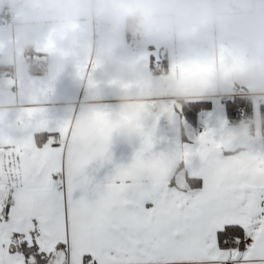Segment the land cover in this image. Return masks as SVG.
<instances>
[{"label":"snow or ice","instance_id":"1","mask_svg":"<svg viewBox=\"0 0 264 264\" xmlns=\"http://www.w3.org/2000/svg\"><path fill=\"white\" fill-rule=\"evenodd\" d=\"M52 91L49 85L40 95ZM165 111L171 116L173 107ZM92 118L101 139L78 155L67 146L69 122L53 127L45 110L25 112L19 140L0 133V264H37L9 251L13 234H23L32 247L37 230L35 243L56 257L54 264H264V152L224 156L225 145L208 129L196 148L157 154L155 125L150 130L122 118L138 132L141 146L131 163L116 166L108 183L93 186L87 170L96 161H111L119 125L105 110L93 109ZM209 153L218 157L214 167L207 166ZM179 163L188 178L202 179L201 189L189 188ZM77 191L93 198L76 199Z\"/></svg>","mask_w":264,"mask_h":264},{"label":"clouds","instance_id":"2","mask_svg":"<svg viewBox=\"0 0 264 264\" xmlns=\"http://www.w3.org/2000/svg\"><path fill=\"white\" fill-rule=\"evenodd\" d=\"M0 17V117L6 129L4 114L16 117L33 93L24 82L38 76L53 84L89 59L102 70L97 83L110 77L119 84L144 85L131 97L119 96L122 105L165 96L177 102L199 100L226 94L233 84L250 87L255 97L264 98V0H0ZM186 41L202 48H188ZM221 44L239 63L218 70L206 85L194 82L185 88L170 73L154 76L134 52L155 45L174 57L207 61ZM51 47L56 51H47ZM8 78L15 81L16 92ZM79 86L85 87L82 82ZM65 107L70 112L73 106ZM159 112L157 104L151 113L140 115L147 119ZM10 130L16 131L14 126ZM136 138L130 132L126 142L132 145ZM216 159L208 155L211 163Z\"/></svg>","mask_w":264,"mask_h":264},{"label":"crops","instance_id":"3","mask_svg":"<svg viewBox=\"0 0 264 264\" xmlns=\"http://www.w3.org/2000/svg\"><path fill=\"white\" fill-rule=\"evenodd\" d=\"M52 35L60 36V34L56 32H53ZM212 35L215 36L216 34L213 33ZM184 44H186L188 48H202V46L198 45L195 41H186ZM47 51L55 52L56 50L54 47H51L47 49ZM156 51L160 52L157 56L155 55ZM134 52L139 62L143 64L144 67L154 76H163L170 73L172 79L177 81V86L180 88H185L194 82L206 85L218 70L224 69L225 66L230 63H239L234 58L230 57L229 50L225 44L219 45L217 53L207 61L195 58H184L183 54H180L178 57H174L173 53L169 49L155 45L134 48ZM0 55H4L2 48H0ZM201 55H203V52H201ZM157 60H160V63H162V69L158 71L154 69V62ZM82 66H86V71L83 75H80L78 73V69ZM174 66L177 67V71L175 73L172 71ZM181 69H183V71ZM100 75H102V70L98 66L92 64L89 59L88 61L79 63L77 67L69 69L57 82L53 84L43 83L38 76L24 82L27 87L33 90V93L24 101L23 106L16 117H13L10 112L4 114L9 120L8 129L4 126L3 117H0V133L6 137L11 136L19 140L24 135L23 117L25 112L32 109L45 110L46 116L50 120L53 127H55L57 123L69 122L70 127L67 133V146L73 154L78 155L94 147L101 139L100 125L92 118L93 109H101L110 112L112 120L119 125L113 133L110 145L111 161H96L89 166L87 175L93 186L108 183L116 166H126L131 163L135 152L141 146L142 138L139 136L138 132L134 128L126 126L123 123L122 118L140 121L150 130L153 128V125H155L153 132L155 139L154 152L157 154L164 153L172 155L178 149H182L185 145L192 148L198 147V142H191L185 138V130L184 126H182L184 119L181 113V106L187 105L191 102L210 104L211 107L209 110L198 112L196 116L195 132L198 136L199 128L203 129V133L208 129L215 130L217 133V139L223 143L227 149L223 153L224 156H244L251 152H264V138L262 136L263 134L260 123L261 113L259 110L260 106L264 104V98L255 97L253 95L255 90L250 87L233 84L231 85L229 92L226 94L210 97L206 96L205 98L188 102H177L172 97L165 96L159 97L153 102H139L122 105L119 96L131 97L133 93L141 90L144 85L142 83L133 82L119 84L110 77L105 78V80L100 83H97L96 77ZM81 82L85 85V87L79 86ZM49 85L53 86V91L44 98L40 95L41 89ZM8 86L11 88L12 92H16L15 81L11 78H8ZM23 86L24 85H21V87ZM240 96L251 98L253 110L255 109V103H259L258 122L255 123L254 110L253 119L252 122H250L253 124V129H251V126L248 125V130H246L244 134L241 132L238 134L236 133L239 126L234 127L232 130L230 129V124H228L229 119L226 112V100ZM15 103L16 101L14 100L13 104ZM69 103L73 106L70 112H68L65 107ZM83 104L88 105L86 110L81 108V105ZM157 104L160 105V112L158 114L150 115L147 119H143L141 117V111L151 113L153 109L157 107ZM166 107H173V114L171 116H169V114L165 111ZM157 118L159 119L157 120ZM13 126L16 129L14 132L10 130ZM130 132L137 134L136 141L132 145H129L126 142L127 134ZM240 133L242 134V140L245 139L246 136H252L253 141L250 146H247L243 150L236 151V149L239 148V140L237 141V136L240 135ZM42 135L46 138L49 134L43 133ZM40 139L41 137L38 136V143ZM56 139H59L58 134H56ZM213 155L218 159L215 154ZM30 158V155H26V159ZM216 161L214 164L211 163L207 156L208 167H214ZM179 164L183 165V170L180 171V173H185L186 165L183 163ZM179 164L177 165V168ZM193 164L194 166H199V157L194 158ZM185 175L186 178H188L187 173H185ZM200 180L202 181V179ZM176 186V179L173 177L170 187L175 188ZM199 189L192 190L195 191ZM186 191L187 190H185V192ZM81 197L92 199L93 195L90 191H77L74 194V198L76 199H80ZM145 207L147 209H151L153 205L148 203ZM39 235L40 233L38 230L32 233L33 243H35V240ZM21 237V240L28 244V242L25 241L23 234ZM21 240H18L17 238V242ZM37 246L39 245L37 244ZM65 247L66 246L63 244L58 246L60 250H64ZM244 250L245 248L241 251L243 252ZM10 253L13 255L21 254L23 256V254L19 252ZM45 256L50 258L47 260L49 261V264H54V261L56 260L54 255L49 256L46 254Z\"/></svg>","mask_w":264,"mask_h":264},{"label":"trees","instance_id":"4","mask_svg":"<svg viewBox=\"0 0 264 264\" xmlns=\"http://www.w3.org/2000/svg\"><path fill=\"white\" fill-rule=\"evenodd\" d=\"M226 107H227V116L229 119L230 129L232 130L234 127L240 126L241 124H245V126L250 125L251 129H253L252 122L253 119V104L251 101V98L248 97H236L233 99L226 100ZM182 107V116L185 121H187L190 126H193V128L196 129V116L198 112L205 111L210 109V104L208 103H201V102H191L187 105H183ZM260 113H261V130H262V136L264 138V104L260 106ZM242 112V114H241ZM241 133L238 135V139L242 141L241 139ZM186 138V137H185ZM184 138V139H185ZM239 148L236 149V151L243 150L246 148V146H243L239 143ZM183 170V165L179 164L177 168V172H180ZM187 183L189 185V188L191 189H201L203 183L200 179H191L187 178ZM187 190V189H186ZM13 243L11 244V247L9 248L10 252L13 253H22L25 257L26 262L30 261L31 258H35L37 264H49L48 259H50L48 256H45V253H42L40 251L39 246H37L36 243H33L32 247H29L26 242L23 243H17L18 234L15 233L12 236ZM235 246V245H234ZM61 247V246H60ZM240 249H244L243 244L240 245Z\"/></svg>","mask_w":264,"mask_h":264},{"label":"rangeland","instance_id":"5","mask_svg":"<svg viewBox=\"0 0 264 264\" xmlns=\"http://www.w3.org/2000/svg\"><path fill=\"white\" fill-rule=\"evenodd\" d=\"M160 54V52L159 51H156V53H155V55L157 56V55H159ZM259 103H255V123H257L258 121V116H259ZM246 130H248V126H245L244 124H241L239 127H238V129L236 130V133L238 134L239 132H241V133H245L246 132ZM255 137V136H254ZM253 141V137L252 136H246V138L245 139H243L242 141H240L239 143L241 144V145H243V146H250L251 145V142ZM237 144H238V142H237ZM19 236H18V240H21V236H22V234H20V233H17ZM21 235V236H20ZM32 235V234H31ZM25 241H27L26 239H25Z\"/></svg>","mask_w":264,"mask_h":264},{"label":"water","instance_id":"6","mask_svg":"<svg viewBox=\"0 0 264 264\" xmlns=\"http://www.w3.org/2000/svg\"><path fill=\"white\" fill-rule=\"evenodd\" d=\"M185 130L186 139H188L191 142H198V136L195 132V128L193 126H190V124L183 120V125Z\"/></svg>","mask_w":264,"mask_h":264},{"label":"built area","instance_id":"7","mask_svg":"<svg viewBox=\"0 0 264 264\" xmlns=\"http://www.w3.org/2000/svg\"><path fill=\"white\" fill-rule=\"evenodd\" d=\"M0 19H3V17H0ZM161 67H162V63H160V60H157L154 62V69L155 70H157V71L161 70L162 69ZM241 114H242V112H241ZM198 133H199L198 136H200L203 133V129L199 128Z\"/></svg>","mask_w":264,"mask_h":264}]
</instances>
